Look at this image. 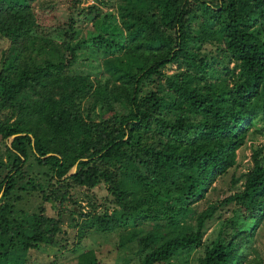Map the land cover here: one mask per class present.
Returning <instances> with one entry per match:
<instances>
[{
	"label": "trees",
	"instance_id": "16d2710c",
	"mask_svg": "<svg viewBox=\"0 0 264 264\" xmlns=\"http://www.w3.org/2000/svg\"><path fill=\"white\" fill-rule=\"evenodd\" d=\"M34 2L0 0V37L9 43L0 65V137L9 140L0 150V264H24L30 249L56 244L73 189L100 182L114 207L84 224L133 223L121 243L137 242L141 264L199 247L194 264H264L249 258L264 220L263 144L219 201L237 204V218L210 243L203 237L219 202L189 220L264 117V0H117L121 40L101 31L79 38L73 23L61 39L39 34ZM197 9L206 18L194 32ZM82 47L101 53L103 78L72 69ZM205 49L233 66L216 67ZM37 195L35 209L17 206ZM79 257L98 263L92 250Z\"/></svg>",
	"mask_w": 264,
	"mask_h": 264
},
{
	"label": "rangeland",
	"instance_id": "374dc122",
	"mask_svg": "<svg viewBox=\"0 0 264 264\" xmlns=\"http://www.w3.org/2000/svg\"><path fill=\"white\" fill-rule=\"evenodd\" d=\"M117 0H35L34 4L41 22L39 34H47L56 39H61L63 31L73 23L79 38L90 36L98 31L106 32L116 40H121L123 30L116 15ZM96 6L95 10H89L90 6ZM191 24L194 32H198L200 23L205 20L201 10H195L191 16ZM76 41V38L74 39ZM9 43L0 37V65L1 55L7 49ZM210 54L217 55L214 61L216 67L223 65L233 66L232 61L227 58L221 59L216 51L205 49ZM102 56L100 52H94L90 48L82 47L78 50L77 56L72 64L73 70H80L90 73L92 77H104L100 72ZM177 69L175 62L168 64L164 70L168 73ZM152 87L151 84L144 86L142 93ZM261 113V112H260ZM264 126V117L258 116L253 127L249 130L245 142L237 149L236 162L229 170L218 177L212 187L207 191L205 197L193 204L194 213L190 221L194 223V216L197 211L202 210L211 203L217 204L230 191H234L241 181H236L241 173L247 171L252 165L251 150L253 146L264 145V131L258 132L255 128ZM9 140H2L0 137V150ZM264 153V152H263ZM32 167L35 170L47 168L39 167L30 158ZM73 197V198H72ZM71 199L67 200L62 208V224L56 244H43L37 249H30L27 253L24 264H77L82 252L92 250L97 264H141L145 251H142L137 242L127 241L121 243V236L133 230V223L120 224L110 230H98L96 227L84 224L90 220V215L95 212H102L105 207L109 212L113 209V198L107 190L104 182L94 187L77 186L73 189ZM40 197L38 195L31 201L29 198L20 200L17 206L29 212L37 206ZM75 200V201H73ZM159 204L164 205L163 201ZM49 212L54 210L47 204ZM239 207L234 202L220 205L211 219L207 221V228L203 237L204 243H210L218 235L219 231L231 221L237 218ZM85 213L86 215H84ZM151 221L145 222L142 227L145 229ZM224 228V229H225ZM136 229V228H135ZM202 252L199 247L190 254L179 252L169 260L158 264H194V257ZM249 258L255 256L264 263V220L257 228L256 234L249 247ZM245 264H251L246 261Z\"/></svg>",
	"mask_w": 264,
	"mask_h": 264
},
{
	"label": "water",
	"instance_id": "95a60500",
	"mask_svg": "<svg viewBox=\"0 0 264 264\" xmlns=\"http://www.w3.org/2000/svg\"><path fill=\"white\" fill-rule=\"evenodd\" d=\"M73 168H74V167H73ZM73 168H72V169H73ZM72 169H71L70 171H72ZM0 194H1V192H0Z\"/></svg>",
	"mask_w": 264,
	"mask_h": 264
}]
</instances>
